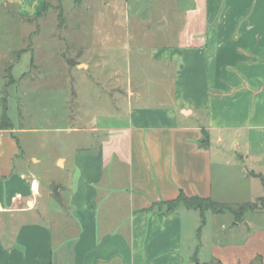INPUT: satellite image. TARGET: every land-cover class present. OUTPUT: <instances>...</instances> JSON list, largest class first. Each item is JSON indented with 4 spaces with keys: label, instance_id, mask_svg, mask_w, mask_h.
Wrapping results in <instances>:
<instances>
[{
    "label": "crops",
    "instance_id": "0c3cea01",
    "mask_svg": "<svg viewBox=\"0 0 264 264\" xmlns=\"http://www.w3.org/2000/svg\"><path fill=\"white\" fill-rule=\"evenodd\" d=\"M186 1L182 7L177 0V32L161 30V42L151 45L155 88L135 91L128 80L125 92L118 85L127 118L89 129L100 135L75 151L69 200L56 213L40 202L32 166L39 159L2 135L0 264H198L184 253L190 209L153 206L180 191L236 208L264 195V188L246 184L264 183V0ZM50 2L0 5L31 18ZM123 12L116 2L115 17ZM135 18L148 24L152 11ZM263 214L264 208L248 210L236 221L231 212H212L211 221L218 219L213 263L254 264L261 257L264 264Z\"/></svg>",
    "mask_w": 264,
    "mask_h": 264
},
{
    "label": "rangeland",
    "instance_id": "374dc122",
    "mask_svg": "<svg viewBox=\"0 0 264 264\" xmlns=\"http://www.w3.org/2000/svg\"><path fill=\"white\" fill-rule=\"evenodd\" d=\"M49 1L31 18L18 16L11 5H0V122L4 105L12 122L2 121L0 138L12 136L21 154L39 159L32 166L42 185L40 202L54 214L69 200L75 151L90 148L100 135L89 129L127 118V104L116 88L126 92L128 80L135 91L155 88L151 45L161 42L158 32L175 34L181 22L172 23L178 15L177 0ZM118 1L124 12L115 17ZM150 9L148 24L135 18ZM164 21L167 24L161 26ZM145 30L156 32L147 37L140 34ZM59 158H66V164ZM249 182L264 188L261 179ZM211 214L205 213L204 222L199 210L190 209V216H185L184 253L216 264L211 244L218 241V219L211 221ZM259 223L264 225V217ZM261 263V257L254 260Z\"/></svg>",
    "mask_w": 264,
    "mask_h": 264
},
{
    "label": "trees",
    "instance_id": "16d2710c",
    "mask_svg": "<svg viewBox=\"0 0 264 264\" xmlns=\"http://www.w3.org/2000/svg\"><path fill=\"white\" fill-rule=\"evenodd\" d=\"M5 120L9 121L10 125L12 124L10 117L7 113L6 105H4L2 120L0 122V128H1L2 121H5ZM3 128H9V127H3ZM202 146L204 147L209 146V138H208L207 132H205ZM181 205H184L185 207L189 209L199 210L201 213L203 222L205 221V213L207 211H211L216 214L231 212L235 216V220L239 221L242 219L246 211L257 210L258 208L260 209L264 208V195L258 198L257 202H248L245 204H241L234 210L232 207L224 203L215 201L212 197H201L198 195L188 196L183 191H180L179 195L175 199L159 202L155 204L153 207H157L160 210H166V212L168 213H173ZM193 260L197 262L198 264H207V263H201L196 256L193 258ZM216 264H222V263L220 261H217Z\"/></svg>",
    "mask_w": 264,
    "mask_h": 264
},
{
    "label": "built area",
    "instance_id": "2783aa9c",
    "mask_svg": "<svg viewBox=\"0 0 264 264\" xmlns=\"http://www.w3.org/2000/svg\"><path fill=\"white\" fill-rule=\"evenodd\" d=\"M33 190L37 192L38 191V185L37 186H33Z\"/></svg>",
    "mask_w": 264,
    "mask_h": 264
},
{
    "label": "water",
    "instance_id": "95a60500",
    "mask_svg": "<svg viewBox=\"0 0 264 264\" xmlns=\"http://www.w3.org/2000/svg\"><path fill=\"white\" fill-rule=\"evenodd\" d=\"M105 14H106V16L108 17V6H107V8L105 9Z\"/></svg>",
    "mask_w": 264,
    "mask_h": 264
}]
</instances>
